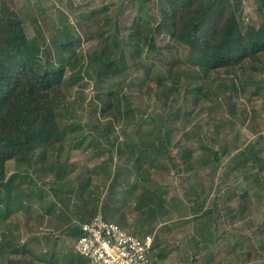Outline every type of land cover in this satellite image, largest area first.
I'll use <instances>...</instances> for the list:
<instances>
[{
  "label": "rangeland",
  "instance_id": "obj_1",
  "mask_svg": "<svg viewBox=\"0 0 264 264\" xmlns=\"http://www.w3.org/2000/svg\"><path fill=\"white\" fill-rule=\"evenodd\" d=\"M141 1L58 0V7L51 1L49 13L56 26L80 39L78 55L98 47L96 40H86L87 33L108 14H119V38L127 45L126 68L106 85L120 91L123 108L130 105L135 117L115 120L109 141L96 138L90 144L93 136L87 131L89 126L94 130L100 118L99 112L93 114L88 107L96 89L89 79L70 87L67 120L88 127L74 134V141L60 151L61 162L67 157L72 162L69 171L64 177L55 175L63 170H56L58 166L55 172L53 168L31 171L22 185L26 192L40 193L52 203V210L38 198L26 199L24 204L13 200L9 217H0V240L6 234L18 245L29 243L33 255L20 253L22 264L50 260L68 264L65 256L73 254L86 262L75 248L76 238L64 230L79 224L81 216L107 210L108 217L133 232L155 233L152 264H264V170L253 161L255 151L264 155V54L257 70L246 63L245 69L216 71L207 81L208 95L186 94L185 85L192 81L185 80L179 91L169 92L165 84L146 82L149 76L132 71L136 62L151 64L150 54L139 56L125 42L133 24L141 17L143 24L153 27L161 17L160 0H143L144 11L139 9ZM258 6L259 0H240L238 14L244 28L264 21ZM54 27L44 30L50 41L57 34ZM170 42L166 37L164 43ZM107 119L101 117V122ZM82 131L87 137L81 147L72 149L75 138L84 136ZM126 142L131 147L119 156L117 145ZM142 151L147 159L138 169L136 156ZM185 153L191 154L192 165L182 163ZM48 157L50 162L57 158ZM151 161L154 166L146 169ZM16 170L15 161H8L5 181ZM116 172L120 174L115 181ZM89 178L92 185L82 196L67 191ZM208 208L210 214H203Z\"/></svg>",
  "mask_w": 264,
  "mask_h": 264
},
{
  "label": "trees",
  "instance_id": "obj_2",
  "mask_svg": "<svg viewBox=\"0 0 264 264\" xmlns=\"http://www.w3.org/2000/svg\"><path fill=\"white\" fill-rule=\"evenodd\" d=\"M239 4L240 0H160L161 17L157 24L151 27L143 24L141 17L137 18L129 39L125 41L139 56L143 52L151 55V64L136 62V69L132 68V71L137 74L142 71L149 76L151 80L146 82L153 81L157 86L165 84L169 92L179 91L183 80L192 81L185 85L186 94L205 96L210 84L207 81L216 71L245 69L246 63L252 70L259 69L264 54V21L259 26L247 24L244 28L238 14ZM258 7L264 16V0H259ZM145 8L146 1L143 3L142 0L139 9L144 11ZM6 17L8 19L0 20V217L4 219L12 213L13 200L14 204L18 201L24 204L26 199L38 198L44 208L52 210V203L42 199L40 193L24 191L22 185L28 181L31 171L50 168L55 172L62 168L60 174H55L57 177H64L69 171L72 162L68 157L61 162L60 151L68 141H74V134L88 127V124L83 126L67 120V90L70 87L89 79L96 89L88 107L93 114L99 112L100 118L94 130L89 126L87 131L93 136L90 144L96 138L109 141L115 120L135 117L130 105L123 108L120 91L110 90L106 85L110 78L118 76L126 68L124 49L127 45L119 38L118 13L108 14L102 18L104 22L99 23V27L87 33L86 40H96L98 47L80 55L76 49L80 39L77 40L68 29L58 28L56 22H53V27L57 34L50 41L43 29H37L36 36L29 38L22 20L15 13ZM166 37L173 42L165 44ZM67 69L70 70L69 75ZM194 80H198V84ZM112 112L114 116L109 117ZM101 117L110 119L101 122ZM80 133L84 136L75 138L72 149L81 147L87 137L84 131ZM157 139L160 143L161 137ZM130 147L127 142L119 143L117 154L125 155V148ZM158 147L162 152L164 147L161 144ZM131 150H135L134 145ZM166 152L173 158L170 151L164 150ZM49 154L57 157L53 161L55 164L49 161ZM185 154L184 157L182 155V163L192 165L189 163L191 154L189 157L188 153ZM145 155L142 151L136 156L138 169L142 168V159H147ZM10 160L15 161L17 170L5 181ZM253 161L264 170V155L260 151H255ZM57 166L59 168L55 170ZM153 166L151 161L145 168ZM119 174L116 172L115 181ZM90 184L91 178L82 179L76 190L71 192L68 188L67 191L79 192L78 195L82 196ZM210 212L208 208L203 214L209 215ZM103 215L113 220V216L108 217L107 210ZM93 216H81L80 223L68 227L64 233L77 238L81 234V223ZM146 233L152 232L142 234ZM28 246L29 243L18 245L12 235L7 239L5 234V239L0 240V264H22L23 259L18 258L20 253L26 251L33 255ZM65 257L68 264H75V261L88 264L87 259L85 262L75 254ZM53 262L50 260L47 264Z\"/></svg>",
  "mask_w": 264,
  "mask_h": 264
},
{
  "label": "built area",
  "instance_id": "obj_3",
  "mask_svg": "<svg viewBox=\"0 0 264 264\" xmlns=\"http://www.w3.org/2000/svg\"><path fill=\"white\" fill-rule=\"evenodd\" d=\"M80 228L75 248L88 264H152L155 233L139 235L101 213Z\"/></svg>",
  "mask_w": 264,
  "mask_h": 264
},
{
  "label": "crops",
  "instance_id": "obj_4",
  "mask_svg": "<svg viewBox=\"0 0 264 264\" xmlns=\"http://www.w3.org/2000/svg\"><path fill=\"white\" fill-rule=\"evenodd\" d=\"M51 1L58 7V0H0V20L15 13L22 20L28 37L33 38L37 29L46 30L55 22L49 13Z\"/></svg>",
  "mask_w": 264,
  "mask_h": 264
}]
</instances>
